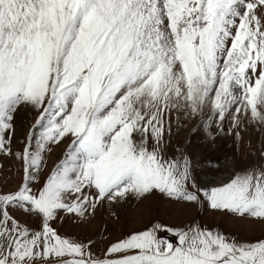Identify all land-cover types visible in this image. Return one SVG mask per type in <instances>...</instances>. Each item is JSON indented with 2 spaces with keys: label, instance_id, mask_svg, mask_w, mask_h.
<instances>
[{
  "label": "snow or ice",
  "instance_id": "obj_1",
  "mask_svg": "<svg viewBox=\"0 0 264 264\" xmlns=\"http://www.w3.org/2000/svg\"><path fill=\"white\" fill-rule=\"evenodd\" d=\"M21 106L37 115L13 152ZM181 110L206 127L264 126V0H0V153L23 167L0 191V264H264V236L196 220L151 223L103 255L54 226L58 210L86 219L153 191L264 221V164L201 188L189 157L167 154ZM66 138L41 181L45 153Z\"/></svg>",
  "mask_w": 264,
  "mask_h": 264
},
{
  "label": "rangeland",
  "instance_id": "obj_2",
  "mask_svg": "<svg viewBox=\"0 0 264 264\" xmlns=\"http://www.w3.org/2000/svg\"><path fill=\"white\" fill-rule=\"evenodd\" d=\"M36 111L31 106H21L14 117L15 131L12 134V150H22L28 143V136L35 124ZM207 116L190 117L181 111H173L171 134L166 152L169 156L184 154L191 161L192 175L201 188L217 186L227 182L231 176L243 169L264 164V126L244 120L236 129L231 120L222 128L215 123L207 126ZM231 129V131H229ZM239 132V136L235 135ZM70 139H64L58 146L52 145L45 153L40 169L43 181L67 151ZM33 147H35L33 143ZM23 175L22 162L15 155L0 153V191L15 189ZM22 222L35 226L39 218L16 211ZM196 220L210 228L241 240H254L264 236V221L250 216L241 217L226 210H214L205 200L201 203L176 201L153 191L145 197L129 195L118 202L105 201L94 215L81 219L75 214L58 210L54 226L62 235L85 243L92 241V251L103 255L111 242L124 235L143 230L151 223L182 225Z\"/></svg>",
  "mask_w": 264,
  "mask_h": 264
}]
</instances>
